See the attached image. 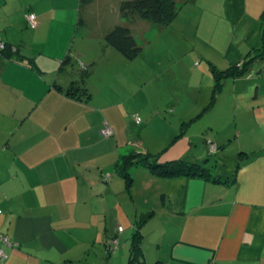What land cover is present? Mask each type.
I'll list each match as a JSON object with an SVG mask.
<instances>
[{
  "label": "crops",
  "instance_id": "1",
  "mask_svg": "<svg viewBox=\"0 0 264 264\" xmlns=\"http://www.w3.org/2000/svg\"><path fill=\"white\" fill-rule=\"evenodd\" d=\"M121 1L0 0V38L13 48L0 53V233L12 244L0 242V264H129L127 226L142 234L137 264H264V59L252 62L248 77L222 79L203 112L215 84L212 68L264 54V0H175L179 10L169 25L124 19ZM97 8L110 20L94 35ZM116 25L142 46L133 59L105 43ZM226 25L232 46L216 59L202 54L201 43L223 44ZM205 56L206 65H195ZM78 68L89 70L87 100L55 87L79 80ZM197 73L205 80L193 81ZM228 79L234 123L225 133L213 121L194 128ZM200 113L175 138L181 123ZM135 116L160 123L152 143L136 133L142 120L136 124ZM105 124L112 136L102 135ZM205 136L218 147L212 162ZM131 149L164 150L161 162H197L218 181L153 176L137 166L128 193L114 165ZM151 178L152 199L138 205L136 182ZM118 226V248L107 257L105 242Z\"/></svg>",
  "mask_w": 264,
  "mask_h": 264
},
{
  "label": "trees",
  "instance_id": "2",
  "mask_svg": "<svg viewBox=\"0 0 264 264\" xmlns=\"http://www.w3.org/2000/svg\"><path fill=\"white\" fill-rule=\"evenodd\" d=\"M178 10L179 5L175 2V0H122L119 4V12L122 18L127 20L138 18L159 25H169L177 15ZM104 41L108 45L115 48L127 59H133L141 51V46L131 33L130 29L123 25H116L110 31H108L104 36ZM12 50L13 48L11 49V47L5 44L4 48L0 49V53L8 55L10 54V52H12ZM247 55L249 56L250 53ZM263 55V52H261L260 54L249 56L248 58H246L245 56L242 60L225 70H217L215 68H212L211 71L215 78V84L210 102L208 106L203 110V112H206L215 102V95L220 89L222 79L226 77L234 78L247 73L249 70V66L252 64V62L256 59L263 60ZM77 71L79 80L71 82L65 88L59 85H55V87L59 91H64V94L68 97L80 100H87L90 97V92L83 85V81L87 77L89 70L87 68H78ZM201 113L193 117L189 121L181 123L179 134L175 138H178L179 136L183 135L186 126L190 122L195 120L198 116H200ZM134 121L136 124H139L141 120L139 122H136V119L134 118ZM208 141L212 142L207 137H205L204 154L207 159L211 156L216 157V154L218 152V147L216 145L215 150L210 152ZM160 155V153L153 154L146 150L138 151L135 149H131L126 154L121 155L119 157V159L114 165V171L123 179L124 189L126 192L130 193V188L133 181V178L131 176V170L137 166L145 167L149 170V173H152L159 177H200L204 179H214L218 181L217 178L213 177L207 167L197 162L189 161L185 158H178L161 162ZM239 155H241L242 157H248V154L245 152H240ZM139 225L140 224H138V226ZM118 231L119 230H117V232ZM2 235L4 236V234L0 233V236ZM116 237V234L112 235L105 242V254L107 257H109L118 248V239ZM141 239L142 234H140L138 231H134L132 233L130 237L131 254L129 258V264H137V257H139L140 254L139 245ZM113 240H117V248L115 249H111V247L113 246ZM0 242L8 246H12V244L8 242V239L6 243H4L0 238Z\"/></svg>",
  "mask_w": 264,
  "mask_h": 264
},
{
  "label": "rangeland",
  "instance_id": "3",
  "mask_svg": "<svg viewBox=\"0 0 264 264\" xmlns=\"http://www.w3.org/2000/svg\"><path fill=\"white\" fill-rule=\"evenodd\" d=\"M96 1H97V3H100V4H106V2H109V0H96ZM250 1L251 0H247L248 3H250ZM108 15L109 14H108L107 10L104 9V8H97V9L93 10V14H92L91 18L92 19L94 18V21H96V23H97V25L95 27L93 26L94 27L93 28V34L94 35H97L98 31H100V28L102 29V27H104V25H106V22L108 20H110V17H108ZM231 35H232V28H230L229 25L224 26L223 32H222V38L224 39L223 40V44H221V46L219 47V46H215V45L213 46V44L206 43V42L205 43H201V45L199 47L200 48V52L202 54H212V55L215 54V53H218V55L223 56L222 53L224 52V49L226 47H228V45L232 46L231 43H229V39H230ZM92 38L94 40L96 39L95 37H92ZM72 49H73V47H72ZM221 56H219V57H221ZM249 56L246 55V58H248ZM213 57H215L214 59H216L215 55H213ZM203 59L205 61H202L201 59L196 58L195 59L196 60L195 65H197V64L199 65L201 63H203L202 65H206V63H207L206 61L209 60V59L206 56L203 57ZM198 69H201V68H198ZM197 74H198L197 78H195V76L192 77L193 81H197V80L199 81L200 79L205 80V77H202V75L200 76L199 73H197ZM205 75L208 78L209 75L208 74H205ZM245 76L248 77V74H246V75L243 74V76H241L240 78H245ZM227 78H233V77H227ZM232 82H233L232 79L231 80L228 79L227 83L222 88L221 95H220V98L218 100V103H216V105L212 108V110L210 112H208V113H206L204 115V117H203V119L201 121H198L197 123H195L193 125L194 128H197V127H199L201 125L208 127L207 123H209V122L212 123V121H213L216 124V126H217V127H214V128L218 129V131H222L223 133H225V131H228V130H226L227 127H228V123H234V115H235V111L234 110H230L229 105L227 104L228 96L230 94V90H231V87H232ZM235 82L236 81H234V83ZM239 83H244V82L242 81V79H238L236 84H239ZM204 87H205V85H204ZM210 117H212V119H210ZM140 119L142 120V122H141V124H139L136 127V129H137L136 133L140 132L142 140H146L147 143H152V139L156 135V133L158 131V128H159L158 125H160V123L158 121H152V123L149 125V124H147L148 121H144L142 118H140ZM207 127L205 128V132L206 131L210 132L209 128H207ZM198 130H199V128H198ZM230 133H234L233 132V128H231V127H230ZM204 134H207V133H204ZM230 139H231V141H233V143L236 142L234 138H230ZM203 143H204V146H205V142H203ZM147 151L152 153L150 150H147ZM162 151H164V150H160V151L154 152V153L158 154V153H161ZM209 159L212 162V160L215 159V156H211ZM143 168H145V167H143ZM145 170H147V172H149V170L147 168H145ZM150 174L153 175L152 173H150ZM152 180H154V178H151L150 181H152ZM155 187H156V184L153 181H152V183L148 182L147 184H145L143 181H137L136 185H135V188H136L135 192L139 195V197L137 198V202L136 203L138 205H141L143 203L142 198L143 199H149L151 201L152 196H153L152 192L154 191ZM141 193H143L144 195H141ZM137 218H134L135 220H133V223H135V226H138V224H141V220H140L141 218L140 219H139V217H137ZM121 225L123 227H126L124 222ZM122 226H120V227H122ZM147 227H148V223H147V225H145L144 229H146ZM134 229H135L134 227L127 226L125 228V232H124V235H123L122 239L129 240V238H130L132 232L134 231ZM116 230H118V228H116ZM122 231L123 230L121 228V230L117 232V234H116L117 235V237H116L117 239H119L118 238V234H120ZM121 242L123 243V240H121ZM103 252H104V255H106L105 254V245H104ZM109 257H111V255Z\"/></svg>",
  "mask_w": 264,
  "mask_h": 264
},
{
  "label": "built area",
  "instance_id": "4",
  "mask_svg": "<svg viewBox=\"0 0 264 264\" xmlns=\"http://www.w3.org/2000/svg\"><path fill=\"white\" fill-rule=\"evenodd\" d=\"M25 18H26L29 26L34 27L36 25V23H35V14L34 13H32V12L26 13L25 14ZM5 44L6 43L0 38V49L4 48ZM135 119H136V122L140 121V118L138 116H136ZM101 132H102L104 137H109V136L112 135V129L107 124L104 125V128L102 129ZM208 145H209L210 152L215 150V147H216L215 144H213L212 142L208 141ZM118 230L119 231L121 230L120 226L118 227ZM0 238L2 239V241L4 243H6L7 237L5 235L4 236L3 235L0 236ZM112 244H113V246L111 247V249L117 248V240H113ZM0 256L1 257H6V255L4 254L2 249H0Z\"/></svg>",
  "mask_w": 264,
  "mask_h": 264
}]
</instances>
